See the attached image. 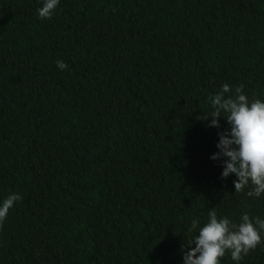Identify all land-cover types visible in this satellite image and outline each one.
I'll list each match as a JSON object with an SVG mask.
<instances>
[{
	"label": "trees",
	"instance_id": "trees-1",
	"mask_svg": "<svg viewBox=\"0 0 264 264\" xmlns=\"http://www.w3.org/2000/svg\"><path fill=\"white\" fill-rule=\"evenodd\" d=\"M42 5L0 0V203L22 197L0 264H183L213 207L264 219L210 159L230 125L197 119L224 83L264 101V0ZM261 237L239 264H264Z\"/></svg>",
	"mask_w": 264,
	"mask_h": 264
},
{
	"label": "clouds",
	"instance_id": "clouds-1",
	"mask_svg": "<svg viewBox=\"0 0 264 264\" xmlns=\"http://www.w3.org/2000/svg\"><path fill=\"white\" fill-rule=\"evenodd\" d=\"M60 0H43L42 7L37 9L41 20L51 19ZM60 70L68 65L57 60ZM244 85L234 89L227 83L220 90L209 96L212 111L210 114L198 116L197 119L207 121L211 117L209 127L219 128L218 118L223 117L230 125V130L219 132V151L210 159H223L221 178L234 174L235 192H241L251 183L249 197H260L264 193V101L244 94ZM226 158V159H224ZM19 194H9L0 203V225L6 219L15 202L21 200ZM198 230L181 245L183 264H220V258L230 252L231 259L237 264L262 242L264 219L250 217L248 213L240 216L239 222L228 217H219L213 207L208 212L207 222L201 226L199 218L191 221L189 233ZM195 245L192 247V245ZM184 249H187L186 251Z\"/></svg>",
	"mask_w": 264,
	"mask_h": 264
}]
</instances>
